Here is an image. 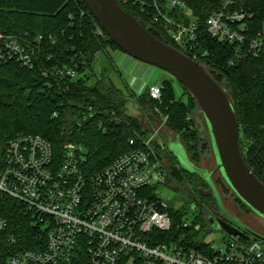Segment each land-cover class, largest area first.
I'll use <instances>...</instances> for the list:
<instances>
[{"label":"built area","instance_id":"obj_1","mask_svg":"<svg viewBox=\"0 0 264 264\" xmlns=\"http://www.w3.org/2000/svg\"><path fill=\"white\" fill-rule=\"evenodd\" d=\"M132 3L146 10L152 21L161 22L169 39L187 52L180 51L205 66L197 21L192 18L186 23L170 16L174 9L185 11L183 0ZM249 16L236 0H223L206 17L204 29L210 37L235 44L232 65L249 54L264 55V23L248 36L245 21ZM95 32L105 34L100 25ZM42 39V35L0 30V63L14 60L27 68L41 64L42 75L65 91L78 76V63L72 57L68 60L73 64L58 63L52 54L42 57ZM162 88L161 81L146 87L154 99H160ZM95 115L111 125L121 122L114 109L100 111L87 105L79 124ZM166 119L159 112L146 136L134 130L128 139L133 147L90 174L82 170L84 148L77 142H69L59 160L40 135L15 134L4 151L0 196L23 203L39 231L33 240L20 241L6 234L8 222L0 213L2 264H264V243L252 237L225 233L221 248L208 242L193 246L183 236H167L172 227L170 203L153 192L168 178L174 180L156 149ZM98 127L105 130L102 120ZM179 226L187 225L180 222Z\"/></svg>","mask_w":264,"mask_h":264},{"label":"trees","instance_id":"obj_2","mask_svg":"<svg viewBox=\"0 0 264 264\" xmlns=\"http://www.w3.org/2000/svg\"><path fill=\"white\" fill-rule=\"evenodd\" d=\"M117 1L125 11L137 16L154 36L187 52L170 40L162 23L147 17V11L141 10L139 4L132 3V0ZM144 1L151 3L152 0ZM156 1L164 4L166 0ZM183 1L187 6L185 11L174 9L170 16L186 23L194 18L199 24L197 42L205 52L202 57L204 64L232 98L238 120L240 149L246 163L264 182V55L249 54L237 65L230 64L235 44L210 37L204 29L206 17L223 0ZM236 5L250 13L245 24L247 35H254L264 23V0H236ZM187 10L191 15L186 13ZM96 25L99 23L84 0H0L2 32L30 37L42 35V57L52 54L58 63L73 64L68 60L72 57L78 63V76L65 91L59 90L58 83L42 75L41 64L27 68L14 60L0 63V169L8 141L17 133H28L45 138L53 149L55 159L59 160L67 144L77 142L84 148L82 170L88 174L97 171L118 154L133 147L128 139L134 135V130L143 136L148 133L147 128H143L144 125L126 111L125 106L129 103L147 114L150 120H157L159 112L166 115L165 126L182 137L189 158L195 163L193 159L197 155L199 138L191 126L192 117L189 114L198 107L194 98L182 85V92L177 95L170 79L161 80V97L154 99L148 89L136 93L112 85L108 82L107 68L103 69L102 75L94 73L93 62L98 52H104L106 47L119 49L106 34H96ZM87 105L100 111L114 109L121 122L111 125L100 115H95L79 124ZM101 120L105 130L98 127ZM156 149L159 154L163 152L159 145ZM167 155L170 156L169 163L175 164V158L168 152ZM190 178L188 184L198 197H209L198 189L200 184L206 186L205 182L195 176ZM173 181L179 185L184 182ZM183 192H188L187 187ZM190 199L193 203L194 197ZM192 203L185 210H172L171 204L169 207L173 224L167 234L173 237L185 234L183 239L187 244L188 238L191 241L202 239V230L194 231L188 226L176 228L183 212L194 206ZM0 213L8 222L6 234L11 233L20 241L33 240L34 234L39 231V226L33 225L30 214L25 212L23 203L19 201L0 196ZM200 221L203 228L206 221Z\"/></svg>","mask_w":264,"mask_h":264},{"label":"water","instance_id":"obj_3","mask_svg":"<svg viewBox=\"0 0 264 264\" xmlns=\"http://www.w3.org/2000/svg\"><path fill=\"white\" fill-rule=\"evenodd\" d=\"M84 1L106 36L121 51L169 72L194 98L202 115L215 167L207 171L192 162L188 155L189 165H186L170 144L159 138L158 145H165L176 158L175 164L171 165L172 175L182 182L184 177L180 167L197 174L212 190L219 208H223L212 180V174L219 173L236 198L264 220V182L246 163L240 149L236 108L229 93L203 64L154 36L137 16L125 11L117 0ZM176 140L179 141V136ZM176 140L173 145L178 143ZM208 224L224 233L245 239L252 237L264 243V235L231 216L226 220L219 218L217 222L208 220Z\"/></svg>","mask_w":264,"mask_h":264},{"label":"rangeland","instance_id":"obj_4","mask_svg":"<svg viewBox=\"0 0 264 264\" xmlns=\"http://www.w3.org/2000/svg\"><path fill=\"white\" fill-rule=\"evenodd\" d=\"M188 15H191L189 10L186 11ZM109 47L105 48L104 52H98L94 58L93 62V70L94 73L97 75H102L103 69L107 68V77L108 82H111L112 85L116 86L117 88H121V83L118 80L119 77L115 75V73L112 72V69L109 66V52L107 51ZM111 49H117L111 47ZM120 50V49H117ZM157 73H159V81L163 79H170L172 81L173 86L175 87V90L177 92V95L182 92L181 84L173 78V76L156 66H152ZM155 80V78H154ZM90 84L92 82L90 81ZM89 84V85H90ZM146 89V88H145ZM126 111L131 117H135V119L142 123L144 126L143 128L149 129L151 120L147 117V114H144V112L139 111V109L135 108L133 105L129 103L125 106ZM145 112H148L145 110ZM149 113V112H148ZM189 114H191L192 117V128L196 130L198 134V142H197V155L194 157L193 161L201 167L206 169L207 171H211L214 169L215 164L213 160V156L210 149V144L207 136V132L204 126V122L202 119V115L198 109V107H195L192 109ZM146 130V131H147ZM164 133H166L169 136L173 137V140L175 139L174 136L176 135V132L169 129L167 126H164L159 134V136H164ZM149 134V130L147 135ZM172 139V138H171ZM177 141V140H176ZM173 141H170V146L175 150L176 154L178 155V158L185 162L186 165H189V160L187 158L188 149L187 145L184 143L182 137L179 135V141L175 145L172 144ZM187 151H185V149ZM166 151H163L160 153L161 158L166 163V165H169L170 159L169 155H167ZM189 156V154H188ZM190 157V156H189ZM191 178L187 177L183 185L177 184V182L170 180V178L167 179V183L160 185L153 191L155 194H159L164 199H166L171 204V209H187L189 207V204L192 203L190 197H194V201L192 204L194 206L192 208H189L187 211L183 212L181 215V223L186 224L190 229L194 231L202 230L201 235L202 239H194L193 241L187 239V242L193 246H197L202 243H213L216 246H219L221 248L225 247V242L223 241V237L225 236V233L222 230L213 229L208 224L207 215L209 213L208 207H215V204L213 203L212 197L204 196L198 197L195 191L192 190V186H189ZM212 180L216 186V189L218 190L220 197L223 201L224 206L228 209L229 212H231L234 216L241 218L246 223L252 225V226H259L261 229H264V220L256 216L253 212H251L246 206H244L233 194V192L228 188V186L225 184L219 173H213L212 174ZM186 182V183H185ZM182 185V186H181ZM183 187V188H182ZM187 187L188 192H183L185 188ZM198 189L202 191H206L207 186L200 184L198 186ZM190 196V197H189ZM200 219H204L206 221V225L202 228V223ZM173 224V222H172ZM179 223L176 224V228H179ZM185 235V234H184ZM183 235V236H184ZM167 236H172L168 235ZM166 236V239H167ZM204 241V242H202Z\"/></svg>","mask_w":264,"mask_h":264},{"label":"crops","instance_id":"obj_5","mask_svg":"<svg viewBox=\"0 0 264 264\" xmlns=\"http://www.w3.org/2000/svg\"><path fill=\"white\" fill-rule=\"evenodd\" d=\"M107 51L109 52V66L112 72L119 77L121 88L141 93L147 87V84L159 81L160 74L156 72L152 65L137 60L121 50L109 48ZM151 121L154 125L157 120L152 119ZM168 137L173 139L172 136H167L166 133H164V136H159L163 141H166L165 139H168ZM174 138L176 139L177 136H174Z\"/></svg>","mask_w":264,"mask_h":264},{"label":"flooded vegetation","instance_id":"obj_6","mask_svg":"<svg viewBox=\"0 0 264 264\" xmlns=\"http://www.w3.org/2000/svg\"><path fill=\"white\" fill-rule=\"evenodd\" d=\"M168 136V135H167ZM166 141V143H169L170 144V141H173V142H175V140H170V138H168V139H165ZM164 142V143H165ZM160 147V146H159ZM161 148V150L162 151H166V153L168 152V153H170L169 152V150L167 149V147L164 145L163 147H160ZM171 154V153H170ZM172 155V154H171ZM188 155V154H187ZM173 156V155H172ZM174 157V156H173ZM189 157V156H188ZM175 158V157H174ZM190 159V158H189ZM191 160V159H190ZM175 161H176V158H175ZM192 161V160H191ZM171 165L172 164H169L168 166H169V172H170V174H171V176L173 177V179L174 180H176V181H178L173 175H172V171H171ZM180 173L183 175V177H184V180L187 178V177H192V176H195V177H197V178H200L197 174H195V173H190L189 171H187V170H185L184 168H181L180 167ZM201 179V178H200ZM183 180V181H184ZM182 181V182H183ZM201 181L202 182H205V181H203L202 179H201ZM205 184H206V182H205ZM206 186H207V184H206ZM203 193L204 194H206V195H208V196H210V197H212L213 198V203L215 204V207H208V211H209V213H208V217H207V219L208 220H210V221H213V222H217L218 220H219V218H221V219H227V217H233V218H235V219H237V220H239L243 225H245L246 227H248V228H250V229H252V230H254V231H256V232H258V233H260V234H262V235H264V229H261L259 226H252V225H250V224H248V223H246L245 221H243L241 218H239V217H236V216H234L231 212H229L228 211V209L224 206V204H223V201H222V199H221V197H220V200H221V204H222V207L223 208H219V205H218V203H216V200H215V198H214V196H213V192H212V190L207 186V189H206V191H203ZM220 195V194H219ZM229 215V216H228Z\"/></svg>","mask_w":264,"mask_h":264}]
</instances>
